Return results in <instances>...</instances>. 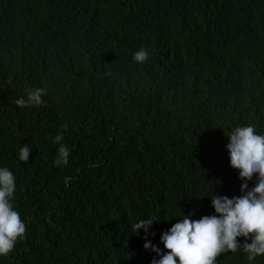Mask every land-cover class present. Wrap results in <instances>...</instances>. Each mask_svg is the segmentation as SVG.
Wrapping results in <instances>:
<instances>
[{
	"label": "trees",
	"instance_id": "16d2710c",
	"mask_svg": "<svg viewBox=\"0 0 264 264\" xmlns=\"http://www.w3.org/2000/svg\"><path fill=\"white\" fill-rule=\"evenodd\" d=\"M249 124L264 134V0H0V167L25 224L0 264H150L131 225L155 217L162 249L175 215L240 195L225 146Z\"/></svg>",
	"mask_w": 264,
	"mask_h": 264
},
{
	"label": "clouds",
	"instance_id": "9594fccd",
	"mask_svg": "<svg viewBox=\"0 0 264 264\" xmlns=\"http://www.w3.org/2000/svg\"><path fill=\"white\" fill-rule=\"evenodd\" d=\"M148 52L141 48L133 54V60L143 63ZM43 89L28 92L27 98L17 99V105H39ZM225 149L229 166L236 170L240 184V195L210 194L213 213L193 219L192 214L179 213L159 237L161 249L153 244L150 229L155 217L137 220L131 225L132 234L143 233V249L154 254L150 264H216L217 257L238 249L245 255L248 264L264 256V134H257L249 124L237 126L228 134ZM58 134L54 142L60 143ZM29 149H19L18 158L27 161ZM69 150L60 145L54 163L66 165ZM255 182L249 187V182ZM16 181L13 173L0 167V258H7L18 239H23L25 224L13 207Z\"/></svg>",
	"mask_w": 264,
	"mask_h": 264
}]
</instances>
